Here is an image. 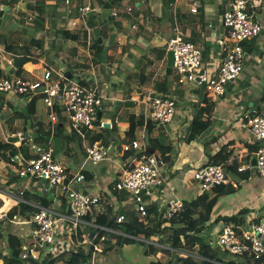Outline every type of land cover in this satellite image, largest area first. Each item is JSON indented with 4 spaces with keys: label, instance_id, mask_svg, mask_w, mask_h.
Returning <instances> with one entry per match:
<instances>
[{
    "label": "crops",
    "instance_id": "0c3cea01",
    "mask_svg": "<svg viewBox=\"0 0 264 264\" xmlns=\"http://www.w3.org/2000/svg\"><path fill=\"white\" fill-rule=\"evenodd\" d=\"M47 1H43V5L47 6V11L49 13L41 10V8L39 9L38 12L42 13L43 19L41 18L42 20L40 23H36L35 28H33L30 33L26 30L28 28L24 26L26 25L25 22L31 19L27 13L22 14V18L25 19L23 22L18 19V22L13 24L16 25V29L9 26L6 28L8 29V34L12 36L11 40L7 39L10 42L9 44L18 46L19 50L17 54L11 53L10 56L5 49V45H1L0 49H4L3 54L5 55L7 66L5 68L0 64V78H13L19 76L30 80H38L42 77L44 72L50 71L53 73L54 79L57 78L56 80H60L63 76L67 81L66 83L77 82L86 88L95 89L103 101L109 91L102 90L105 83L102 85V80L96 78L102 61H99V59L97 60L99 54L96 52V49L93 48V30L99 29L100 36L104 40L101 46L103 51H107L108 59L112 53L110 50L112 45L114 46L117 41L126 44L123 48L119 47L118 52L122 53V56L109 64L111 67H114L116 70L115 73L120 69L129 70L132 75L125 82V85L132 87L128 84V81L135 77L134 68L138 63V58L142 57V53L137 48L150 46L156 48L160 46L159 43H164V47L168 50L167 44L169 41H167L168 39L165 40L167 26L161 24L165 19L169 21L168 33L170 34V39L175 35V29L178 28L182 33L183 39L185 40L186 38L185 41L188 40V42L194 44L199 42L198 45H200L203 50V59L209 45L216 44L219 51L216 54L212 52L211 55L215 56L214 63L217 68L223 63L226 57V48L220 45V40H222L223 35H225V28L223 29V16L229 9L232 0H202V7L198 14L191 13L190 0H166L168 3L164 0H153L149 5L147 4L149 0H135L138 7V15L133 16V20L140 21V18H142L145 23V29L139 33L128 31V29H130V24L126 25L122 23L123 18H120V20L118 18L124 17L127 14H120L115 8L104 16V18L107 19V17L113 16V19L109 21L117 24L118 33L109 32L108 22H104L100 16L98 18L93 16V14L99 12L98 10L101 2L107 0H100L98 3L97 1L95 2V0H75L74 2L73 0H64V3L61 0H50L56 3L57 8L48 5ZM62 4H65L67 8L62 6ZM164 4L168 7L167 10L164 9L166 7L163 6ZM4 7L6 6L2 5L0 11ZM17 7H20V5L18 4ZM84 7H90L91 12L82 16L79 9ZM129 10L132 11L131 8H129L128 11ZM55 12L66 17L59 21L65 25L63 28L65 30H62V28L55 30L56 33L53 37V39L56 40L60 39L61 43L53 41V39L50 40L47 35L49 30L46 29V23L53 22L52 19H55L53 13ZM258 15L264 24V4L259 10ZM87 16H93L91 22H89V19H86V22L84 21L83 23V27L79 28L75 20L87 18ZM136 16L141 17L137 18ZM66 20H69V22ZM70 21H72L71 24ZM54 22L56 21L54 20ZM2 25L3 21L0 27ZM134 27L135 24H132V30L135 29ZM66 31L71 32L72 37H74V33L77 34V40L72 42L71 47H68L71 39H66L64 37L60 38L61 34L63 35V32ZM112 35H115L116 39L114 43L110 45ZM25 36L29 39L28 41H30V44L26 46ZM106 40L110 45L108 48L104 45ZM244 48L246 55L250 56L252 60L254 76L249 74L251 77L245 79L241 78L242 82L245 80L248 81V85L245 87L242 82L238 85L235 83L229 84L226 88L224 97L211 98L206 94L202 86L193 83L171 86L161 73L157 76L158 79L154 80L156 82L154 87L146 93L144 92L145 86L150 78L147 73L141 76L140 92L134 93L133 89L129 88L123 96L121 93H113L112 96H115L117 101L126 102L125 105L127 104V108L134 107L139 101L146 104L148 97L154 98L164 96L172 99L176 103V117L168 126H161L157 122H154L151 116L136 115L129 112L123 115L115 114L112 116H104V111L101 109V118L98 119V121L102 124L98 126L93 125L94 127L88 128L80 133L72 128L70 118L69 123L63 120L59 121V118L64 117L62 109L57 110L58 121L54 124L51 122L50 109L47 108L41 99L35 106L30 107V99L27 100L25 97H18L11 94H0V139L3 142L14 144L16 147H20L23 144H39L41 147L46 145L47 149L53 150L54 159L64 164L72 174L75 175L82 172L85 175V181L75 187L79 190H83L89 195L98 196L102 199V204L104 206L121 202V198L119 197L121 191L117 190L116 184L123 178L125 173L131 169L133 164L138 162L142 155H156L151 139H158L162 145H171L173 150L171 154L168 155L170 161L166 163L163 162V184L149 189L143 194L144 205L147 209L157 206L158 209L164 213L171 200L179 199L189 205L193 211L198 209L200 211L202 208L200 206V201H202L203 198L211 200L217 196L218 201L212 214V221L220 217L231 218L238 215L241 211L248 210L247 214H243L244 216L242 219H239V224H242L240 227L249 228L251 225L258 223L264 215V179L256 172V151L259 147V143L254 140L251 132L244 124V116L246 114H253L256 112L264 113V98L262 94L258 97L253 94L252 91L255 90L257 94L258 91L264 90V30L257 39L246 42ZM67 49H69L68 52H63ZM84 50H87V53ZM16 58L23 59L24 63L20 66H15L14 60ZM203 68L205 71L208 70L204 66ZM165 69L166 75L170 76L171 74L167 73V61ZM109 84L113 85L111 82ZM133 84L134 87H136V82ZM237 90L242 91L241 95L236 94ZM246 92L248 93L246 94ZM245 94L246 98L251 97L254 102H246L244 98ZM204 100L213 105V112L210 115L212 124L203 133L193 139L192 135L194 132H192V129L197 123L193 121L196 119V112ZM131 103L133 105H128ZM110 111L111 109L109 112ZM15 114H24L25 118L19 117L13 119ZM133 116L138 123V127L136 133L128 138L126 134L129 130L130 118ZM206 118L207 116L202 117L200 119L201 123H203ZM151 122L153 123L152 131H150ZM105 124H109L110 126L104 130ZM64 133L69 142L62 147L61 141L64 138ZM20 134L28 140L27 143H21L19 141L18 136ZM96 137H103L106 139L108 143L107 147H110L109 158L99 166H93L89 162L86 152L87 147L94 143H100L98 141L95 142ZM75 139L80 140L83 144L78 145V148L81 149L80 153L74 150V147H70L72 141H75ZM133 141H137L140 144V149L132 150V153L124 152L123 147L130 145ZM223 151L226 152L227 159L221 164L224 166L225 170H227L226 172L230 179L229 182L221 185L216 190L212 189L202 192L200 184L193 178L194 173L199 168L209 163H220V160L215 157L220 155ZM18 156L22 157L21 154ZM130 156H134V160H130ZM2 162L3 160L1 161L0 158V166ZM9 164L16 166L15 163ZM7 168V174H4L3 170L0 169V179H4V183L8 187L7 191L1 189L3 192L2 194L9 193L11 196L19 198L21 202L19 200H8L7 205H5L4 201L0 200V208L4 207L0 209V215L3 212L10 213L20 203H26L33 207L41 208L34 197L37 195L41 196L39 190L37 188L35 189L29 181L19 179L16 176V171L9 168L8 165ZM240 169L245 170L241 172L239 171ZM11 175H14L17 179L14 183L11 179ZM17 184L20 188H18L17 193H15L13 190ZM233 184H237V187L234 188ZM255 185L257 187L259 185L261 189L259 190L258 188V191ZM165 186L168 188L169 192V197L166 198L162 196V194H164L162 189ZM20 191H24L22 197L20 196ZM26 192L33 196L29 201L23 199ZM122 194L127 196L124 192H122ZM46 197L53 200L51 205L52 209L62 213L67 212L69 207V199L67 196L62 195L60 192L53 191L50 195H46ZM102 206L100 205L96 212H100ZM134 208L135 211L133 215H129L126 212V208L119 205H115L114 207V209L118 210V218L122 216L125 217L123 223L134 220L135 218L143 220L138 205L135 204ZM138 214H140V217H138ZM20 218L23 220H20ZM31 220L32 216L27 218L23 215H18L11 220L9 219V214L7 218L0 220V264H9V261H13L14 249L11 247L12 237L18 240V245L22 250V256L24 251L28 248L34 252L40 250L41 247L33 240V225L31 224ZM178 220H180V218H178ZM15 221H18L22 226L29 225V230L23 228L22 234L20 233V235L10 234V224H13ZM227 224L228 223H225L224 220L221 221L219 224H216L213 229L210 228L207 230V233L209 231L211 232V234L209 235L208 233V235L216 241L219 232ZM58 230L63 240L66 242V246H71L69 250L64 247L62 251L67 250L64 253H77L79 248L84 249L86 245L88 246V250L84 249L86 252L90 251L92 246H95L96 243L93 244V240H91L90 237L95 230L99 229L92 223L83 220L79 227L81 238H78L76 235L74 238V226L72 222L68 220L60 223ZM96 236L98 237V234ZM71 241H73V243ZM101 244L100 242L95 246L96 252L93 261L97 264H117L119 257H121L123 264H128L127 261L122 258V255H119L120 251L118 250L120 246L116 240L107 238L104 249H102L103 245L102 248L99 247ZM45 250L49 252L51 248L47 247ZM160 256L161 254H158V257ZM18 261H16L18 262L16 264H22L19 259ZM59 264L65 263L59 262Z\"/></svg>",
    "mask_w": 264,
    "mask_h": 264
},
{
    "label": "built area",
    "instance_id": "2783aa9c",
    "mask_svg": "<svg viewBox=\"0 0 264 264\" xmlns=\"http://www.w3.org/2000/svg\"><path fill=\"white\" fill-rule=\"evenodd\" d=\"M32 0L31 3L35 4ZM68 3V1H67ZM264 0H232L229 9L223 16L225 38L220 40V45L226 48V57L223 63L209 76L203 68V50L196 44L185 41L178 28L175 35L168 43V50L174 53V70L179 75L178 82L181 85L196 84L204 85L206 94L211 98H221L226 94V88L234 83L243 70L245 48L243 44L257 39L264 30V24L259 18V10ZM202 7V0H190L192 14H197ZM82 16L91 12L90 7L79 9ZM32 20V18H31ZM0 94H11L14 96H42V101L50 109L51 122L58 121L57 110L63 107L69 114L71 126L82 133L83 128H92L98 119V113L102 109L103 101L95 89H89L80 83H66L64 77L60 80L54 79L50 71L43 73L38 80H30L15 76L11 79H0ZM146 104L151 113V118L161 126L170 125L176 117V103L164 96L148 97ZM245 127L251 132L254 140L259 143L256 151V172L264 178V113H249L244 116ZM1 126V124H0ZM21 143H27L23 135L18 136ZM140 144L133 141L130 145L123 147L124 152L140 149ZM33 158L24 161L21 156H16L12 162L15 163L16 176L19 179H30L42 182L40 194L50 195L53 191L60 192L69 199L67 212H58L55 209L39 208L32 216L33 240L41 248L34 252L29 248L24 251L23 259L28 263L40 261L41 250L51 248L52 254L62 252L66 247L58 227L60 223L70 220L77 231L85 217L98 210L101 200L98 196L89 195L75 186L85 181L82 172L72 174L63 164L54 159L53 150L31 144ZM88 160L93 166L101 165L109 158L110 147L102 143H94L86 149ZM160 164H162L160 166ZM163 162L157 156L142 155L136 164L125 173L123 178L116 184L121 192H128L133 196L138 205L142 217L147 216V208L144 205L143 194L149 189L163 184L162 166ZM246 169V168H245ZM240 169L239 171H244ZM194 180L201 186L202 192L212 190L217 186L229 182L228 174L221 163H209L199 168L193 176ZM236 188L237 184H233ZM0 188V200L7 205L8 200H21L11 196L9 193L2 194ZM24 191H20L23 196ZM17 203V202H16ZM4 207H1L2 209ZM186 205L183 201L171 200L164 212V219H175L184 212ZM9 212H3L0 220L8 217ZM124 216L118 218L123 222ZM114 234H121L108 227L101 228ZM106 239L103 237L101 243ZM216 247L222 252L232 256H249L253 261H263L264 264V215L258 223L249 228H243L236 224H227L218 234ZM87 264H97L92 261Z\"/></svg>",
    "mask_w": 264,
    "mask_h": 264
},
{
    "label": "trees",
    "instance_id": "16d2710c",
    "mask_svg": "<svg viewBox=\"0 0 264 264\" xmlns=\"http://www.w3.org/2000/svg\"><path fill=\"white\" fill-rule=\"evenodd\" d=\"M105 3L106 1L101 2L100 9H104ZM115 4L116 3L113 4L111 10L115 8ZM111 10H109V12ZM93 16H95V14ZM93 16L87 17V19H89V22H91ZM63 35L66 38H69L72 33L66 31L63 32ZM9 43V40H4L0 37V45H5V49L10 54V56L11 53L17 54L19 47ZM245 45L246 42L243 44V46L245 47ZM93 48H95L96 52L99 54L97 60L99 59L100 61V54L103 53L102 46L98 45L97 41L96 44L93 45ZM65 82L67 81L65 80ZM25 98L27 100L30 99V107L35 106L40 99L42 100V96H34L32 98L25 96ZM212 112L213 105L204 100L201 103L200 108L196 112V119L193 121L197 122L194 126L195 128L193 127L192 129V132H194V134L192 135L193 139L210 127V125L212 124L210 120V115ZM204 116H207V118L203 123H201L200 119ZM19 117L25 118V115L15 114L13 119H17ZM129 123V130L126 134L128 138L132 137L133 134L136 133L138 127V123L136 122L134 116L130 118ZM98 124L99 122L97 119L93 125ZM152 128L153 123L151 122L150 131H152ZM86 129L88 128H83L82 131ZM96 141L100 143L102 142V144L106 146L108 145L106 139H104L103 137H96L95 142ZM151 143L153 149L155 150V154L159 156L162 162L166 163L170 161V157L168 155L171 154L173 150V147L171 145H162L160 140L158 139H151ZM36 145L39 146V144ZM42 147L47 149L46 145H43ZM127 153H132V150ZM19 154L22 155L24 161L32 159L34 156L32 154L31 144H23L20 147H16L14 144L3 142L0 139L1 161L3 160L8 163H13L12 160ZM215 158H218L220 160V163H223L227 159L226 152H221L220 155ZM11 179L13 183L17 180L14 175H11ZM220 186H217L214 189L216 190ZM32 197L33 196L30 193L26 192L23 199L25 201H29ZM34 197L36 198V202H38L41 207H52V199H49L46 196L42 195H37ZM100 200V205L102 206V199ZM217 201V196L211 200H208V198H203L202 201H200V206L202 207L200 211L199 209L193 211L189 205L185 204V211L180 213L175 219L172 220L164 219V213H162L157 206H154L150 209H147V216L144 220L135 218L134 220H131L129 222H118L117 213L114 211L113 205H103L100 212L95 211L93 213H90L85 217L84 220L92 223L99 229L98 237L96 236L92 241L96 243L95 246L100 243V240L103 237L106 239L105 241H107V238L116 240V242L121 247L123 245L139 242L145 247V254L147 256L155 257V260L150 264H263L262 260L253 261L249 256H232L227 252H222L218 249V247H216L215 239H212V237L208 235L207 230L210 228L213 229L216 224H219L223 220L228 224H236L238 226H242V224H239V219H242V217L248 212V210H244L241 211L238 215L231 218L220 217L217 220L212 221V214L214 212ZM38 211L39 208L33 207L26 203H20L9 213V219L12 220L18 215H23L29 218L35 215ZM178 218H180V220H178ZM103 227H108L117 232L119 231L121 234L119 235L107 231H102L101 228ZM75 235L78 236V238H81L79 229L74 233V238ZM11 239V247L14 249V253L13 261H9V264L18 263V259L22 264H27L28 262L22 259V250L18 245V240L14 237H12ZM95 246H92L91 250L87 252L82 248H79L77 250V253L75 255H72L73 257L71 264H87L92 262L94 260L96 252ZM158 254H161V256L158 257ZM61 255L62 253L57 255L56 257L58 258V260L53 261L55 256L52 254V252H45V250L43 249L41 250V260H31L30 263L56 264L57 262L62 261L63 257H61Z\"/></svg>",
    "mask_w": 264,
    "mask_h": 264
},
{
    "label": "rangeland",
    "instance_id": "374dc122",
    "mask_svg": "<svg viewBox=\"0 0 264 264\" xmlns=\"http://www.w3.org/2000/svg\"><path fill=\"white\" fill-rule=\"evenodd\" d=\"M30 1H32V0H0L1 6L3 5V6L10 8L9 12H5V15L3 18V25L0 27V37L2 39L11 40L12 36L10 34H8V29H6V28L9 26V27L16 29L17 28L16 25H13V24L18 22V19H20L21 22H23L25 19L22 18V14H24V13L29 14V18H32V20L29 19L28 21H26L25 22L26 25H24L28 28L26 30L29 33L32 31L33 28H35L36 23L41 22V20L43 19L42 13H39L38 11L41 8V10L48 12L47 6L43 5V1H47V0H39V1H36L35 4L31 3ZM61 1H63V3H64V0H61ZM74 1L75 0H73V2ZM96 1L98 3V1H100V0H95V2ZM151 1H153V0H149V3H147V4L149 5ZM158 1H163V0H158ZM164 1L168 3V1H166V0H164ZM18 4L20 5V7H17ZM47 4L53 6L54 8H57L56 3H53L50 0L47 1ZM1 6H0V8H1ZM62 6H65V8H67V6L65 4L64 5L62 4ZM163 6L165 7L166 4H164ZM99 7H100V5H99ZM129 8H131L132 11L131 10L128 11ZM115 9H117L120 14H127L124 17H118V18H119V20H120V18H123L122 23H124L126 25L130 24L129 25L130 29H128L129 32L139 33L140 31L145 29V25H144L145 23H144L143 19L140 18L141 16L140 17L136 16L137 18H140V21L133 20V16L138 15V11H137L138 7H137V3L135 2V0L118 1L115 4ZM164 9L167 10L168 7L166 6ZM98 11L99 12H97L95 14V17L98 18L100 16V17H102L104 22H108L107 24H108L109 32L118 33V28L116 26L117 24L114 22L107 21L108 17H107V19L104 18V16H106L109 13V10L99 8ZM164 14H166V13H164ZM53 15H54L55 19L50 18L53 20V22L52 23H46V29L49 30L47 35H48L50 40L53 39V37L56 33L55 30L61 29V28H62V30H65V29H63L65 25L59 21H61L62 19H65L66 17H64V15H59L58 12L53 13ZM87 17H89V16H87ZM7 18H8V23H7ZM86 19H87L86 17L85 18H79V19H76L75 22L77 23L78 27L81 28V27H83L84 21L86 22ZM54 20L56 22H54ZM66 21L69 22V20H66ZM71 22L72 21H70V24H71ZM111 23H112V25H111ZM168 23H169L168 19H165V20H163V22L161 24H164L167 26L166 27V33H165V40L168 39L167 41H170L171 39H170V34L168 33V31H169V26H168L169 24ZM107 24H106V26H107ZM132 24H135V27H134L135 29H133V30H132ZM11 25H13V26H11ZM158 27H159V25H158ZM72 28H74V27H72ZM75 28H77V27H75ZM223 29H224V27H223ZM94 30H93V34H94L93 35V42L95 45L96 42L98 41V39L97 38L95 39L96 35L94 33ZM161 30H162V28H161ZM224 31H225V29H224ZM76 35L77 34L74 33V37L70 36L68 38V39H71V42H69L68 47H71L72 42H75L77 40ZM63 37L66 38L64 35L61 34L60 38H63ZM222 38H225V36L223 35ZM25 39H26L25 46L29 45L30 44L29 43L30 41H28L29 39H27L26 36H25ZM185 40H186V38H185ZM53 41H58L59 43H61L60 39H57V40L53 39ZM248 42H250V41H248ZM198 44H199V42H196V45L198 47H200V45H198ZM98 45L101 46L102 44H100L98 41ZM104 45H106V48H108L112 44L110 41V45H109V42H107V40H106ZM125 45L126 44H122L119 41H117L116 44H114V46L112 45L110 48V50L112 51V53H111L112 57L110 55L109 59L107 57V51H102L103 53L100 54V61H102V65H100V67L98 69L96 78L102 80V85H103V83H105V86L103 87L102 90L109 91L107 93L106 97H104V99H103V108L102 109L104 111V116H106V115L112 116L115 114L123 115L126 112L133 113L136 115L151 116L149 108H148V106H146V104L144 102L142 103L141 101H139L134 107L127 108L125 105L126 102L117 101L115 99V96H112L113 93H121L123 96V95H125L126 90H128L129 88L133 89L134 93L140 92L141 91V85H140L141 76L143 74H146V73L150 76V78H149V82L145 86V91H144L145 93L154 87V84L156 83L154 80L158 79L157 76L159 75V73H161L163 76H165V78L168 80L169 85L180 86L178 83L179 75L176 72V70H173V73L170 76L166 75L165 65H166V61H167L168 50L164 47V43H159V45L161 47L157 46L156 48L152 47V46L143 47V48L139 47L137 49H139L140 52L142 53V57L138 58V63L134 68L135 77H133L132 79H130L128 81V84L131 85L132 87L126 86L125 82L132 75L130 73V71L120 69L117 71V73H115L116 70L114 69V67H111V65L109 64V63H113L119 57L122 56V53L118 52L119 47L123 48V47H125ZM167 46H168V44H167ZM0 48H1V45H0ZM69 49L64 50L63 52H68ZM3 50L4 49H0V64L2 65V67L6 68L7 64L5 62L6 60H5V55L3 54ZM84 51L87 53V50H84ZM218 51H219V49L217 48L216 44L209 45V48H208V50L204 56L203 66L208 69L207 73L209 76H212L214 74V72L216 71V68H217L215 66V63H214L215 56L211 55V53L213 52V54H216ZM249 74H252V76H254L253 63H252L250 56H247L245 53L244 61H243V71L240 74V78H238V80H236L234 83L236 85L240 84L242 82L241 78L245 79L247 77H251V75H249ZM2 78H0V79H2ZM7 79H11V78H7ZM55 79H57V78H55ZM110 82L113 85H110L109 84ZM134 82H136V87H134V84H133ZM75 83H77V82H75ZM242 84L245 87L246 85H248V81L245 80L244 82H242ZM252 91H253V94L257 95L258 97L260 96V94H262V97L264 96V94H263L264 90L258 91L257 94H256L255 90H252ZM241 93H242L241 90H237V92H236L237 95H241ZM247 93L248 92H246V94ZM108 94H109V96H108ZM246 94L244 97L245 101L246 102H254L253 98H251V97L246 98ZM110 109H111V111L109 112ZM63 116H64L63 118H59V121L63 120L64 122L69 123V114L64 107H63ZM98 122H99L98 125L102 124V123H100V121H98ZM95 129H96V127H95ZM66 137L67 136L65 134L63 140L61 141L62 147L64 144L66 145V143L69 142V141H67ZM80 144H82V142L80 140L75 139V141H72L70 147H74V150H77L80 153L81 149L78 148V145H80ZM130 157H131L130 160H132L134 158V156H130ZM7 165L9 166V168H12L13 170L16 171L15 166L7 163L6 161H3L1 163L0 169L3 170L4 174H7V172H8ZM262 179H264V178H262ZM27 181H29V183L32 184L35 187V189L37 188L39 190V192H41L42 182H36V181L30 180V179H27ZM167 183H168V181H167ZM0 188L2 190H5V191L8 190V187L4 183V179H0ZM18 188H20V186L17 184L13 191L15 193H17ZM255 188H257V190H258V188H259V190L261 189L259 187V185H258V187L255 185ZM162 191L164 193V194H162V196L164 198L169 197L168 188L166 186L162 189ZM119 194H120L119 197L121 198V202L120 203L116 202L113 206L114 207H115V205L122 206L123 208H126V212L129 215H133V212L135 211L134 206L136 204L133 196L132 195L124 196L122 194V192H120ZM146 204H148V203H146ZM114 211L116 213H118V210L114 209ZM138 217H140V214H138ZM141 218L143 220L145 219V217H142V215H141ZM20 220H23V219L20 218ZM23 228H26V230H29L30 226L29 225L22 226L18 223V221H15V222H13V224H10L9 233L15 234V235H20V233L23 231ZM75 232H76V230L74 229L73 234ZM208 233H209V235L211 234L210 231ZM71 242L73 243V241H71ZM104 244H105V242H103L101 244V246H99V247L102 248V245H103L102 249H104ZM70 248H71V246L67 247L68 250ZM84 249L88 250V246L87 245L84 246ZM65 251H67V250H65ZM118 251H120L119 255H122V258L125 261H127L128 264H150L152 261L155 260V257L147 256L145 254V247L139 242H134L132 244L123 245L122 247L120 246ZM63 252L64 251L59 252L58 254L53 253V255L55 256V258H57L56 256L63 253ZM72 257H73L72 255H67L62 259L61 262L65 263V264H70V262L72 261ZM56 264H59V262H57ZM117 264H123L121 261V257H119Z\"/></svg>",
    "mask_w": 264,
    "mask_h": 264
},
{
    "label": "water",
    "instance_id": "95a60500",
    "mask_svg": "<svg viewBox=\"0 0 264 264\" xmlns=\"http://www.w3.org/2000/svg\"><path fill=\"white\" fill-rule=\"evenodd\" d=\"M118 1H119V0H107V2L104 4V9H105V10H111L113 4L116 3V2H118ZM9 11H10V8H9V7H4V8L0 11V24H1L2 21H3V16H4L5 12H9ZM111 19H113V16L108 17V21L111 20ZM94 33H95L96 38L98 39L99 43H100V44H103V41H104V40H103V39L101 38V36H100L99 29H95V30H94ZM115 39H116V36H115V35H112V36H111V44L114 43ZM14 63H15V66H20L21 64L24 63V60H23V59H20V58H16V59L14 60ZM173 68H174V53H173L172 51H169V52L167 53V73H168V74H172ZM202 88H204V85H202ZM263 98H264V96H263ZM126 105H127V104H126ZM128 105H133V104L131 103V104H128ZM100 118H101V113L99 112V113H98V119H100ZM109 126H110L109 124H105V125H104V128H108ZM158 159H160V158L158 157ZM161 165H162V164H160V166H161ZM161 170L163 171V169H161ZM226 171H227V170H226ZM124 193H125L126 195H129L128 192H124ZM98 232H99V230H95V231L92 233L90 239L93 240V239L96 237V235L98 234ZM93 244H95V243L93 242ZM70 254H76V253H74V252H66V253L62 254L61 257H65V256L70 255ZM56 260H58V258H54L53 261H56Z\"/></svg>",
    "mask_w": 264,
    "mask_h": 264
},
{
    "label": "clouds",
    "instance_id": "9594fccd",
    "mask_svg": "<svg viewBox=\"0 0 264 264\" xmlns=\"http://www.w3.org/2000/svg\"><path fill=\"white\" fill-rule=\"evenodd\" d=\"M174 70V69H173Z\"/></svg>",
    "mask_w": 264,
    "mask_h": 264
}]
</instances>
